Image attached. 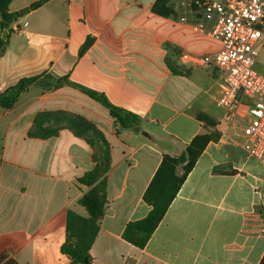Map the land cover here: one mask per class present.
Instances as JSON below:
<instances>
[{
    "label": "crops",
    "instance_id": "1",
    "mask_svg": "<svg viewBox=\"0 0 264 264\" xmlns=\"http://www.w3.org/2000/svg\"><path fill=\"white\" fill-rule=\"evenodd\" d=\"M39 1L11 0L8 9L16 13ZM190 1L170 0L174 15L163 18L151 13L154 0H47L10 25L0 52V91L44 71L67 76L132 113L155 140L123 128L101 104L67 84H34L12 109L0 107V254L14 264H70L60 253L66 212L87 216L77 204L86 190L77 179L92 169V152L67 129L45 140L28 137L35 116L46 111L83 116L110 145L107 207L89 264H259L264 164L243 148L239 124L227 128L216 71L180 64L183 52L217 49L205 32L180 21L191 20ZM88 37L92 45L79 57ZM198 114L214 122L219 138L207 144L139 250L122 239L123 229L150 210L142 195L163 154H180L204 132ZM246 121L243 107L239 122ZM224 166L237 173H212Z\"/></svg>",
    "mask_w": 264,
    "mask_h": 264
},
{
    "label": "trees",
    "instance_id": "2",
    "mask_svg": "<svg viewBox=\"0 0 264 264\" xmlns=\"http://www.w3.org/2000/svg\"><path fill=\"white\" fill-rule=\"evenodd\" d=\"M46 1L41 0L24 10L11 13L8 9L11 0H0V36L4 30H9L10 25L18 18L40 7ZM169 2L170 0H154L151 13L163 18L174 15ZM92 42L91 38H86L79 48V57L89 49ZM6 43L7 40L3 41L0 38V52ZM168 67L173 73H177L171 62H168ZM34 84L53 88H59L64 84L74 86L101 104L108 111L109 116L123 128L136 133L141 131L136 116L111 105L103 94L74 84L68 80L67 76L55 78L48 71L20 78L15 84L0 91V107L6 110L12 109L21 94ZM196 119L203 124L204 132L196 135L180 154L176 156L163 154L142 195L143 202L150 207V210L143 219L128 222L123 229L122 239L139 250L146 246L207 144L216 142L219 138L218 132L212 130L215 124L210 118L198 114ZM61 129L69 130L75 137L86 143L92 152L93 166L77 179L78 184L86 188L77 200V204L85 209L87 216L82 217L70 210L66 212V241L60 247V253L70 259V264H89V251L97 234L99 221L107 207V175L112 164L110 145L104 134L91 121L66 111L38 113L28 131V137L45 140L56 136ZM212 173L234 175L237 172L229 166H224L214 167ZM0 264H14V262L6 254H0ZM259 264H264V255Z\"/></svg>",
    "mask_w": 264,
    "mask_h": 264
},
{
    "label": "built area",
    "instance_id": "3",
    "mask_svg": "<svg viewBox=\"0 0 264 264\" xmlns=\"http://www.w3.org/2000/svg\"><path fill=\"white\" fill-rule=\"evenodd\" d=\"M191 20L196 31L217 42V49L204 55L183 52L178 59L185 67L216 71L227 128L241 126L242 146L264 164V71L255 69L258 51L264 46V0H191ZM247 121L239 122L240 110Z\"/></svg>",
    "mask_w": 264,
    "mask_h": 264
},
{
    "label": "water",
    "instance_id": "4",
    "mask_svg": "<svg viewBox=\"0 0 264 264\" xmlns=\"http://www.w3.org/2000/svg\"><path fill=\"white\" fill-rule=\"evenodd\" d=\"M0 38H1V40L6 41L8 38V30H4L2 32ZM140 136L143 137L144 139L148 140L149 142L155 143L153 136L149 132H147L146 130H141Z\"/></svg>",
    "mask_w": 264,
    "mask_h": 264
},
{
    "label": "rangeland",
    "instance_id": "5",
    "mask_svg": "<svg viewBox=\"0 0 264 264\" xmlns=\"http://www.w3.org/2000/svg\"><path fill=\"white\" fill-rule=\"evenodd\" d=\"M255 69L258 72L264 71V46L258 51Z\"/></svg>",
    "mask_w": 264,
    "mask_h": 264
}]
</instances>
